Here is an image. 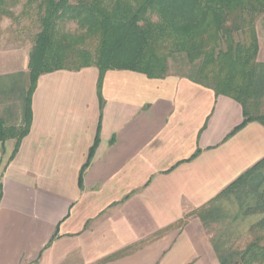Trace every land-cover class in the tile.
Wrapping results in <instances>:
<instances>
[{
    "label": "crops",
    "instance_id": "1",
    "mask_svg": "<svg viewBox=\"0 0 264 264\" xmlns=\"http://www.w3.org/2000/svg\"><path fill=\"white\" fill-rule=\"evenodd\" d=\"M16 50L0 76L27 72ZM97 80L94 67L41 75L11 160L14 140L0 143V264H217L194 212L264 157V126L228 137L241 106L181 76L107 71L102 107Z\"/></svg>",
    "mask_w": 264,
    "mask_h": 264
},
{
    "label": "trees",
    "instance_id": "2",
    "mask_svg": "<svg viewBox=\"0 0 264 264\" xmlns=\"http://www.w3.org/2000/svg\"><path fill=\"white\" fill-rule=\"evenodd\" d=\"M3 6L0 0V19H15ZM24 8L38 17L27 72L0 76V103L19 99V125L0 116V143L14 140L9 160L29 132L38 78L61 70L96 68L101 107L107 71H131L150 79L181 76L241 106L243 120L228 137L251 122L264 126V63L256 59L255 32L264 0H25ZM169 64L178 66L174 74ZM6 107L5 115L11 113ZM98 134L99 128L79 182ZM194 214L209 236L217 264H264V157Z\"/></svg>",
    "mask_w": 264,
    "mask_h": 264
},
{
    "label": "rangeland",
    "instance_id": "3",
    "mask_svg": "<svg viewBox=\"0 0 264 264\" xmlns=\"http://www.w3.org/2000/svg\"><path fill=\"white\" fill-rule=\"evenodd\" d=\"M25 0H4V6L5 9H7L11 14H13L15 19L11 20L5 17H2L0 19V67L2 68L4 65L3 63L8 62V60H16L21 58V53L18 51V53L14 56L7 57L9 54H14L13 50L16 49H23L25 51H29L31 47V38L35 33L38 32V21H37V15L34 11H25L26 8H24ZM259 18V19H258ZM257 18L256 25L258 28H262V31H259L262 33L264 37V14L260 15ZM75 26L73 24H69L67 26L68 30L73 31ZM262 49L264 53V40H262ZM17 51V50H16ZM170 65V73L174 74L176 68L178 66H174L173 64ZM181 70V71H180ZM177 71L178 74H182L185 68H182ZM1 105L0 108H5L8 104V108L11 110L12 116L10 117L9 125H17L16 124V118L14 116L16 115V111L18 109V101L19 99L15 98H9L8 100H5V98L1 99ZM9 101V102H8ZM260 110H264V98L260 105ZM200 221V220H199ZM201 223V222H200ZM202 225V224H201ZM203 228V227H202ZM204 229V228H203ZM206 232V230L204 229Z\"/></svg>",
    "mask_w": 264,
    "mask_h": 264
}]
</instances>
